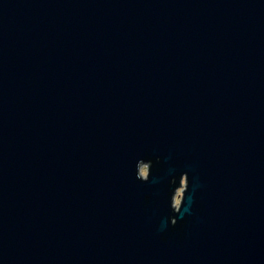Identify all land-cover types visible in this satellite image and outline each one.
Segmentation results:
<instances>
[{"label": "water", "instance_id": "obj_1", "mask_svg": "<svg viewBox=\"0 0 264 264\" xmlns=\"http://www.w3.org/2000/svg\"><path fill=\"white\" fill-rule=\"evenodd\" d=\"M0 264H264V0H0Z\"/></svg>", "mask_w": 264, "mask_h": 264}, {"label": "rangeland", "instance_id": "obj_2", "mask_svg": "<svg viewBox=\"0 0 264 264\" xmlns=\"http://www.w3.org/2000/svg\"><path fill=\"white\" fill-rule=\"evenodd\" d=\"M140 169H141V173L143 175H145L146 174L145 166L144 165L141 166ZM181 190L182 189L178 188V190H177V192H176V194L174 196V203H175V205H177L179 203V197H180L179 195H181Z\"/></svg>", "mask_w": 264, "mask_h": 264}]
</instances>
